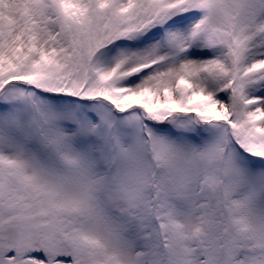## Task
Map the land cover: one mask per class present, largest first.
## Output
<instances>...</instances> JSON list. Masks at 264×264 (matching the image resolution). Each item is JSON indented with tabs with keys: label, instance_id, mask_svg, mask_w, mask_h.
Here are the masks:
<instances>
[{
	"label": "snow or ice",
	"instance_id": "obj_1",
	"mask_svg": "<svg viewBox=\"0 0 264 264\" xmlns=\"http://www.w3.org/2000/svg\"><path fill=\"white\" fill-rule=\"evenodd\" d=\"M0 264H264V0H0Z\"/></svg>",
	"mask_w": 264,
	"mask_h": 264
}]
</instances>
